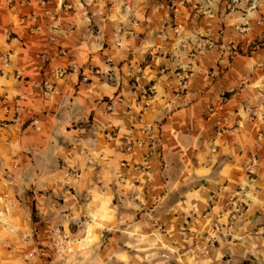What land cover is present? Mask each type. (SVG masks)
I'll return each mask as SVG.
<instances>
[{"label":"crops","instance_id":"crops-1","mask_svg":"<svg viewBox=\"0 0 264 264\" xmlns=\"http://www.w3.org/2000/svg\"><path fill=\"white\" fill-rule=\"evenodd\" d=\"M227 4L0 0V264H264V17Z\"/></svg>","mask_w":264,"mask_h":264},{"label":"rangeland","instance_id":"rangeland-1","mask_svg":"<svg viewBox=\"0 0 264 264\" xmlns=\"http://www.w3.org/2000/svg\"><path fill=\"white\" fill-rule=\"evenodd\" d=\"M219 3L227 2L230 7L227 9L228 12L241 11L244 13H249L255 11L257 7V12L264 17V0H218ZM241 7V8H240ZM260 43H258L259 45ZM67 243L73 244L76 239L70 236L65 237ZM60 243V242H59ZM61 244V243H60Z\"/></svg>","mask_w":264,"mask_h":264},{"label":"built area","instance_id":"built-area-1","mask_svg":"<svg viewBox=\"0 0 264 264\" xmlns=\"http://www.w3.org/2000/svg\"><path fill=\"white\" fill-rule=\"evenodd\" d=\"M243 208V203L237 204L236 205V209L233 213V217L236 216V214L241 211V209ZM74 223L78 226H81L84 223V219H80V220H75Z\"/></svg>","mask_w":264,"mask_h":264}]
</instances>
